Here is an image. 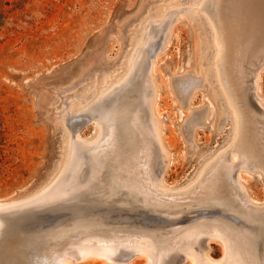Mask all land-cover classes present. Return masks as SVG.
Returning a JSON list of instances; mask_svg holds the SVG:
<instances>
[{
    "label": "rangeland",
    "instance_id": "obj_1",
    "mask_svg": "<svg viewBox=\"0 0 264 264\" xmlns=\"http://www.w3.org/2000/svg\"><path fill=\"white\" fill-rule=\"evenodd\" d=\"M5 1L0 0V200L16 199L14 204L20 205L63 178L69 137L94 138L96 124L87 112L98 100L91 102L121 80L135 42V58H147L144 78L166 152L161 182L168 189L158 190L176 196V189L192 184L204 164L230 142L233 115L217 78V47L203 0ZM250 75L245 76V94L264 133V115L250 95ZM256 81L264 107V66ZM237 173L251 204L264 207L263 171ZM195 210L190 207L181 215L193 218ZM103 220L87 233L135 242L138 231L131 226H138L137 221L115 216ZM49 240L43 239L41 253L48 251L47 244L61 242ZM221 251L219 239L208 240L211 257H221ZM41 253L33 261L21 259L52 264ZM119 258L124 261L120 264L145 260L143 255ZM182 262L190 264L188 257ZM73 263L114 264L101 257Z\"/></svg>",
    "mask_w": 264,
    "mask_h": 264
},
{
    "label": "bare ground",
    "instance_id": "obj_2",
    "mask_svg": "<svg viewBox=\"0 0 264 264\" xmlns=\"http://www.w3.org/2000/svg\"><path fill=\"white\" fill-rule=\"evenodd\" d=\"M204 2L217 47V78L233 115L228 145L204 164L192 184L176 189V196L158 190L168 189L161 182L166 152L144 78L147 58H135V42L121 80L91 102L98 100L87 112L96 124L94 138L69 137L63 178L20 205L14 204L16 199L0 200V264H26L23 256L33 261L45 237L49 243L61 241L47 244L48 251L41 253L52 264H74L88 257L120 264L124 261L119 257L136 255L144 256L142 264H182L185 257L190 264H264V207L251 204L234 176L240 169L264 173V133L244 89L249 72L250 95L264 115L263 97L256 92L264 66V0L200 4ZM190 207L198 214L182 216ZM108 214L137 221L138 226H131L138 231L134 243L116 242L105 232L87 233ZM67 219L71 221L64 223ZM212 238L222 244L219 258L208 253Z\"/></svg>",
    "mask_w": 264,
    "mask_h": 264
},
{
    "label": "trees",
    "instance_id": "obj_3",
    "mask_svg": "<svg viewBox=\"0 0 264 264\" xmlns=\"http://www.w3.org/2000/svg\"><path fill=\"white\" fill-rule=\"evenodd\" d=\"M5 2L7 3V0Z\"/></svg>",
    "mask_w": 264,
    "mask_h": 264
}]
</instances>
